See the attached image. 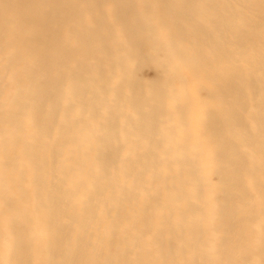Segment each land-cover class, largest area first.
<instances>
[{
    "label": "bare ground",
    "instance_id": "bare-ground-1",
    "mask_svg": "<svg viewBox=\"0 0 264 264\" xmlns=\"http://www.w3.org/2000/svg\"><path fill=\"white\" fill-rule=\"evenodd\" d=\"M0 264H264V0H0Z\"/></svg>",
    "mask_w": 264,
    "mask_h": 264
},
{
    "label": "rangeland",
    "instance_id": "rangeland-1",
    "mask_svg": "<svg viewBox=\"0 0 264 264\" xmlns=\"http://www.w3.org/2000/svg\"><path fill=\"white\" fill-rule=\"evenodd\" d=\"M203 93H201V95H202ZM211 181L212 182H215L216 181V177L213 175L212 177H211Z\"/></svg>",
    "mask_w": 264,
    "mask_h": 264
}]
</instances>
